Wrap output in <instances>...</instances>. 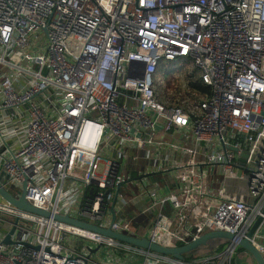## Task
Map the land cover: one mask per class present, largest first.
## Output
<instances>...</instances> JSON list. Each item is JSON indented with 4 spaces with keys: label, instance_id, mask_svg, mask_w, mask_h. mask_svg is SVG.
Here are the masks:
<instances>
[{
    "label": "built area",
    "instance_id": "obj_1",
    "mask_svg": "<svg viewBox=\"0 0 264 264\" xmlns=\"http://www.w3.org/2000/svg\"><path fill=\"white\" fill-rule=\"evenodd\" d=\"M178 60L211 89L191 115L156 96ZM0 182L166 248L233 236L186 263L0 198V264H98L89 248L112 245L142 264H233L245 239L264 258V0H0ZM17 218L29 247L3 244Z\"/></svg>",
    "mask_w": 264,
    "mask_h": 264
},
{
    "label": "water",
    "instance_id": "obj_2",
    "mask_svg": "<svg viewBox=\"0 0 264 264\" xmlns=\"http://www.w3.org/2000/svg\"><path fill=\"white\" fill-rule=\"evenodd\" d=\"M27 191L26 187L24 186L23 192L21 194V197L19 199H16L13 195L10 194V192L7 191V189L3 186V184L0 182V198L5 201L6 203H9L11 206L15 207L20 212H26L35 216H40L44 218H54L55 221L61 222L70 226H74L76 228L100 235L106 239H110L113 241H117L126 245H130L145 251H149L154 254H158L164 257H170L174 258L178 261H185V256L194 252L200 247L206 246L208 242L222 239L231 241L233 240V236L228 233L223 232H211L208 234L203 235L199 239L183 246L179 247H173V248H166L162 247L156 244L151 243L146 238H136L131 237L123 234H119L116 232H113L111 229H103L97 225L89 224L85 221H81L78 219L71 218L69 215H52V213L38 209L31 205L27 199ZM115 202L112 207V214H113V222L116 219L115 212H114ZM19 222V219L17 218L14 224V227L10 231V233L6 236V238L3 240V244L5 245H24L26 247H29L25 243H15L12 241L11 237L16 231V226ZM262 222V219L259 218L258 221L255 223V225L250 230L248 237L251 238L253 234L255 233L256 229L259 227L260 223ZM240 248L245 250L250 254V256L255 260L256 264H264V258L263 256L250 244V242L245 239L240 243ZM37 249V248H36ZM101 249V246L97 247L96 249L89 248L91 255L97 253Z\"/></svg>",
    "mask_w": 264,
    "mask_h": 264
},
{
    "label": "trees",
    "instance_id": "obj_3",
    "mask_svg": "<svg viewBox=\"0 0 264 264\" xmlns=\"http://www.w3.org/2000/svg\"><path fill=\"white\" fill-rule=\"evenodd\" d=\"M174 70H178V72L174 74ZM155 80L157 99L166 106L177 105L190 115L198 106V102L211 94V89L202 82L200 71L190 61L161 62L155 74ZM147 221H149V217H141L136 220L135 226H146ZM227 242L222 239L210 241L206 246L186 255L185 262L191 263L198 258L210 256L218 248L220 252ZM138 259L143 263V258L139 257ZM233 264H256V262L248 252L240 248Z\"/></svg>",
    "mask_w": 264,
    "mask_h": 264
},
{
    "label": "rangeland",
    "instance_id": "obj_4",
    "mask_svg": "<svg viewBox=\"0 0 264 264\" xmlns=\"http://www.w3.org/2000/svg\"><path fill=\"white\" fill-rule=\"evenodd\" d=\"M177 72L178 70H174V74H176ZM179 73L182 72L179 71ZM74 240L77 243H82L83 249H86L87 247H89V245L92 244V242L89 240H81V239H77V241L76 239ZM90 256L91 259L98 264H104V263L105 264H139L141 263V260L138 258L139 257L144 258L142 256H136V254H132V253L130 254V252L126 250L122 251L118 249L115 245L103 246L102 249H100L97 253L92 254Z\"/></svg>",
    "mask_w": 264,
    "mask_h": 264
},
{
    "label": "bare ground",
    "instance_id": "obj_5",
    "mask_svg": "<svg viewBox=\"0 0 264 264\" xmlns=\"http://www.w3.org/2000/svg\"><path fill=\"white\" fill-rule=\"evenodd\" d=\"M103 240H107V239H103ZM108 242H110L109 240H107Z\"/></svg>",
    "mask_w": 264,
    "mask_h": 264
},
{
    "label": "crops",
    "instance_id": "obj_6",
    "mask_svg": "<svg viewBox=\"0 0 264 264\" xmlns=\"http://www.w3.org/2000/svg\"><path fill=\"white\" fill-rule=\"evenodd\" d=\"M137 209V208H136Z\"/></svg>",
    "mask_w": 264,
    "mask_h": 264
}]
</instances>
